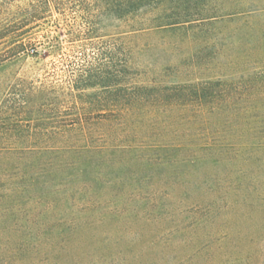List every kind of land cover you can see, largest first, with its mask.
Returning a JSON list of instances; mask_svg holds the SVG:
<instances>
[{"label": "trees", "instance_id": "1", "mask_svg": "<svg viewBox=\"0 0 264 264\" xmlns=\"http://www.w3.org/2000/svg\"><path fill=\"white\" fill-rule=\"evenodd\" d=\"M238 3L229 14L216 0H0V32H12L0 40L14 45L0 56V74L22 55H40L26 34L55 15L76 16L85 32L94 33L115 16L122 31L116 54L113 46L87 49L85 44L80 62L64 78L5 79L0 216L52 210L88 195L83 204L95 207L97 186L118 179L115 166L124 162L169 170L174 180L211 199L204 202L208 207L215 205L219 187L236 198L231 206L242 200L264 210V66L256 65L259 77L232 86L231 98H223L214 96L211 86L188 80L208 69L154 67L151 72L150 65L133 60L132 35L259 11L257 4ZM224 201L230 204L228 197Z\"/></svg>", "mask_w": 264, "mask_h": 264}, {"label": "rangeland", "instance_id": "2", "mask_svg": "<svg viewBox=\"0 0 264 264\" xmlns=\"http://www.w3.org/2000/svg\"><path fill=\"white\" fill-rule=\"evenodd\" d=\"M216 1L229 14L238 1L242 6L257 4L259 11L132 35L135 64L150 65L151 72L154 67L208 69L189 74L188 80L211 86V93L223 98H231L232 86L259 77L257 66H264V0ZM49 21L26 34L40 55H22L2 68V90L10 75L49 81L68 76L86 45L113 46L118 52L122 31L115 16L107 17L104 29L95 33L85 32L76 16L65 20L55 15ZM6 42L0 40V56L14 47ZM46 47L52 48L48 57ZM115 169L118 179L97 186L95 207L83 204L88 195L52 210L22 209L15 217L1 213L0 264H264L262 208L244 206L240 199L231 206L236 198L219 187L215 205L208 207L204 202L211 199L202 198L188 182L174 180L167 169L138 162Z\"/></svg>", "mask_w": 264, "mask_h": 264}]
</instances>
